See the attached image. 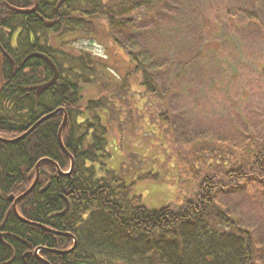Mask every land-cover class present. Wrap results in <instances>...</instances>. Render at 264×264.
<instances>
[{
  "label": "trees",
  "instance_id": "16d2710c",
  "mask_svg": "<svg viewBox=\"0 0 264 264\" xmlns=\"http://www.w3.org/2000/svg\"><path fill=\"white\" fill-rule=\"evenodd\" d=\"M164 1L62 0L60 14L54 10L55 3L51 7L47 4L44 13L55 19V24L49 27L40 21L36 32L43 31L44 43L37 45L36 37L34 42L40 53L52 59L58 76L39 94L34 86L53 75L47 63L30 59L13 73L12 65L6 66L4 62L1 137H16L41 116L57 108L63 111L38 124L18 142L0 141V232L10 233L3 236V242L0 240V264H44L33 255L23 261L21 257L27 249L33 252L39 245L66 250L72 245V237L76 246L69 253L45 251L41 257L50 264H256L251 232L217 204L215 191L243 189L251 180L264 183V139L256 142L249 162L242 159L235 163L229 156H220V160L230 162L223 163L220 174L202 178L194 201H186L177 209L147 208L140 203V195L133 193L134 183H124L113 169L106 168L105 161L110 157L107 151L110 128L113 123L119 127L121 124L119 103L126 106L129 101L130 77L138 78L143 96H158L154 71L135 51L129 50L126 57L130 68L123 74L117 72L121 76L114 82L112 72L118 71L117 66L94 59L90 53L72 54L54 46L57 40L54 32H81L90 36L97 30V19L108 30L128 32L136 22L134 13ZM14 5L20 8L18 3ZM12 14L18 17L11 19L15 29L23 16ZM244 14L257 19L254 12ZM8 25L0 18L1 37L2 29ZM17 38L23 48L26 35L19 33ZM110 41L121 46L112 36ZM25 67L30 69L23 72ZM83 85L98 92L85 97ZM130 108L126 106L128 117L132 116ZM63 112L67 120L62 129V143L74 159L73 169L61 176L52 163H41L35 187L18 201L16 208L24 219L66 235L21 221L8 200L11 193H23L30 186L35 164L41 158L54 161L63 172L68 171L70 159L57 140ZM161 121L166 122L167 117L163 116ZM255 171L260 176L253 174ZM138 180L157 182L160 175L149 170L140 174ZM242 180L244 184L240 185ZM47 183L48 187L42 190ZM12 249L15 258L10 262Z\"/></svg>",
  "mask_w": 264,
  "mask_h": 264
},
{
  "label": "rangeland",
  "instance_id": "374dc122",
  "mask_svg": "<svg viewBox=\"0 0 264 264\" xmlns=\"http://www.w3.org/2000/svg\"><path fill=\"white\" fill-rule=\"evenodd\" d=\"M246 11L257 19L247 18ZM133 16L128 32L108 30L99 19L90 36L56 31L54 46L117 66L110 75L114 82L117 72L130 68L129 50L154 71L158 96H143L138 78L130 77L126 106L132 116L119 103L122 125L110 128L105 164L124 183H134L142 205L177 209L195 200L204 176L213 178L230 162L220 156L249 162L256 142L264 139V0H165ZM82 91L85 97L98 92L85 85ZM149 170L160 180H138ZM215 199L249 229L255 262L264 264V183L216 190Z\"/></svg>",
  "mask_w": 264,
  "mask_h": 264
},
{
  "label": "flooded vegetation",
  "instance_id": "af4514ba",
  "mask_svg": "<svg viewBox=\"0 0 264 264\" xmlns=\"http://www.w3.org/2000/svg\"><path fill=\"white\" fill-rule=\"evenodd\" d=\"M16 3L19 4L20 8L16 7L14 5ZM53 3H55L54 4V10L58 14H60V5L62 3V0H0V9H2V11L0 12V18L2 21H6V23H8L10 25V26L8 25L7 27L2 29L4 34H1L2 37L0 36L1 67L3 66L4 62L6 63V66H8L7 63H10L12 65V67H10V68H11L12 72L14 73V72H16V70L18 68L25 66L30 59H36V58L41 59L39 57H29V58H26V57H28V55L32 54V53H40L39 50L35 48V46H36L35 42H34L35 37L37 38V45L44 43V40L42 37L43 31L40 30V31L36 32V30L39 28L38 27L39 22L41 21L42 23H44L45 25H47L49 27H52L55 24V19L48 18L46 16V14L44 13V9H46L47 4L49 7H51V5H53ZM32 8H34V9L28 13H20L19 11H17V10L29 11ZM12 13H17L18 15L23 16V21L18 22L21 24H19L15 29H13L11 19L14 17H17V16L13 15ZM19 33H24L27 37V41L23 44V46H24L23 48L20 47L21 44L17 38V35ZM40 54H43V53H40ZM47 57L53 63L52 59L49 56H47ZM18 58H19V60H18ZM41 60L45 62V60H43V59H41ZM45 63H47V62H45ZM29 69H30L29 67H25V68H23V72H27ZM11 194H13L14 197H17L21 193L17 194V195H15V193H11ZM20 199H22V198H20ZM18 201L16 202V205H17ZM9 234L10 233L6 234L5 232H0V240L3 242V239H2L3 236L9 235ZM8 246L9 245H7L6 247H8ZM45 251H47L46 248L39 245L33 250V252H31L30 249H27L23 253L21 259L23 261V260H25V258L30 257V255H33L35 257V259L40 261L38 259L39 257L42 256L40 254L42 252H45ZM11 252H12L13 256H12V259L10 262H12L13 259L15 258L14 257L15 256L14 249H12ZM47 252H49V251H47Z\"/></svg>",
  "mask_w": 264,
  "mask_h": 264
},
{
  "label": "water",
  "instance_id": "95a60500",
  "mask_svg": "<svg viewBox=\"0 0 264 264\" xmlns=\"http://www.w3.org/2000/svg\"><path fill=\"white\" fill-rule=\"evenodd\" d=\"M33 9L34 8H32L29 11H27V10H17V11H19L20 13H28V12L32 11ZM29 57H39V58L45 60V62H47V64L51 67L52 72H53L52 77L48 81L34 86L35 93L36 94H39L41 91H43L44 89H46L47 87H49L54 82V80L57 78V76H58L57 69H56L55 65L51 62V60L47 56H45L44 54L32 53V54H29L28 57H26V58H29ZM2 88H3V76H2V67H1V61H0V91H1ZM60 111H63V110L61 108H57L54 111H52V112H50L48 114H45V115L41 116L37 121H35V123L32 124L31 127H29L26 131H24L23 133H21L20 135H18L16 137H13V138H4V137H1L0 136V141L1 142H4V143H15V142H18L21 139L25 138L38 124H40L41 122H43V121H45V120L53 117L55 114H57ZM63 113H64V115H63L62 121H61V123L59 125V128H58V131H57V140H58V144H59L60 148L68 155V157L70 159V165H69L68 171H66V172L61 171L59 169L58 165L54 161H52V160H50V159H48L46 157L45 158H41L35 164V167H34L35 174H34V178H33L32 182H31L30 186L23 193H21L20 195H18L17 197H14L13 194H10L8 196V200L10 202H12V209H13L14 214L17 216V218L20 219L21 221H23L25 223H29L31 225H38V224L33 223L31 221H28V220L24 219L23 217H21L18 214V212H17L16 202L20 198H23L25 195H27L35 187L36 182H37L38 177H39V166H40V164L43 163V162L52 163L54 165V167H55L58 175H61V176L68 175L72 171V169H73L74 159L66 151V149L64 148L63 143H62V137H61L62 129H63L65 123H66V120H67L66 113L65 112H63ZM0 179H1V172H0ZM48 185H49V183H47L46 186L42 190H45L48 187ZM38 226L43 227L48 232H52V233H55V234L66 235V233L57 232L55 230H52V229H50L48 227H45V226H42V225H38ZM70 236H72V235L70 234ZM72 240H73V242H72L71 247L68 248V249H66V250H62V251H60V250H54V249H52V250L51 249H46V250L49 251V252H53V253H56V254H60V255L69 253L76 246V239L74 237H72ZM38 259L41 262H43L44 264H50L47 260H45V259H43L41 257H39Z\"/></svg>",
  "mask_w": 264,
  "mask_h": 264
}]
</instances>
